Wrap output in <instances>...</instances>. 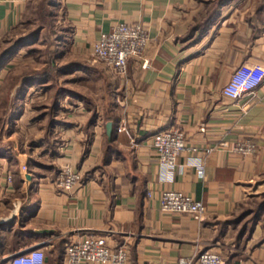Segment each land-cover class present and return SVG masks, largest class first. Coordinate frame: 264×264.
<instances>
[{
  "label": "crops",
  "instance_id": "crops-1",
  "mask_svg": "<svg viewBox=\"0 0 264 264\" xmlns=\"http://www.w3.org/2000/svg\"><path fill=\"white\" fill-rule=\"evenodd\" d=\"M215 1L60 0L49 70L44 58L21 64L40 39L17 36L28 0H0V264L33 248L44 264H66L65 244L89 235L124 244L126 264H178L203 250L224 264H264V84L238 99L222 94L239 64L264 65V2ZM118 22L142 24L147 44L123 75L103 78L96 105L67 88L66 73ZM172 127L195 150L164 179L152 137ZM242 138L253 154L231 149ZM193 156L202 176L187 165ZM64 164L81 175L72 190L55 184ZM164 189L200 200L204 218L162 211Z\"/></svg>",
  "mask_w": 264,
  "mask_h": 264
},
{
  "label": "built area",
  "instance_id": "built-area-1",
  "mask_svg": "<svg viewBox=\"0 0 264 264\" xmlns=\"http://www.w3.org/2000/svg\"><path fill=\"white\" fill-rule=\"evenodd\" d=\"M148 40L146 29L139 22H118L108 31L102 32L93 43L95 58L103 61L116 75H123L127 69V59L140 55ZM264 84V65L259 62H243L231 73L228 82L222 87V94L229 99H238ZM119 130L125 128H118ZM156 158L164 179H171L176 166V157L187 150H195L186 144L184 133L176 127L156 132L152 137ZM228 146L226 141L220 143ZM235 152L249 155L256 150L250 138L236 140L231 146ZM187 165L193 166L199 175L204 174L203 164L198 157H189ZM27 171L25 165L22 166ZM81 175L69 164H64L55 178L57 187L72 190L80 181ZM11 183V175L5 176V184ZM6 187L0 186V198ZM160 209L169 213H185L197 221L204 218L205 205L191 195L179 190L164 189L160 192ZM66 264H126L127 249L124 244L109 246L103 236L89 235L83 239L71 240L65 244ZM45 252L33 248L12 255L8 264H44ZM178 264H224L221 254L213 250H203L194 257H181Z\"/></svg>",
  "mask_w": 264,
  "mask_h": 264
},
{
  "label": "rangeland",
  "instance_id": "rangeland-1",
  "mask_svg": "<svg viewBox=\"0 0 264 264\" xmlns=\"http://www.w3.org/2000/svg\"><path fill=\"white\" fill-rule=\"evenodd\" d=\"M229 1L225 3H228ZM59 2L60 0H28L26 4L22 16L23 22L16 30L18 33L17 36L25 37L28 35L30 36L28 38L29 40L34 39L35 37L40 38L39 40L37 39L36 41L28 43L26 45L27 47L23 49L24 52L27 51L26 48H32L30 50L31 53L27 52L29 59L31 58L32 61H24L21 63L25 64L28 62V68L34 66L41 67V59L43 58L45 59L44 69L47 68L51 70L53 67L50 61L55 52L54 41L55 35H57L58 23H61L59 19L61 14ZM262 2H264V0H240L238 3L241 5H250ZM55 66H57V64ZM78 66H80V68L75 69L76 73H66V76H68L66 79L67 88H75V90L85 95L86 99L90 98L93 104L102 105L103 96L105 95L104 88H102V85L105 82H103V78L109 81L111 80V68L100 59L95 58L93 53L89 55L87 59L81 60V63ZM18 69L25 70L26 67L19 65ZM53 76L54 77L52 80L50 79L49 82L52 84L58 83V74Z\"/></svg>",
  "mask_w": 264,
  "mask_h": 264
},
{
  "label": "water",
  "instance_id": "water-1",
  "mask_svg": "<svg viewBox=\"0 0 264 264\" xmlns=\"http://www.w3.org/2000/svg\"><path fill=\"white\" fill-rule=\"evenodd\" d=\"M106 128H107V132L110 133L111 130H112V124H111V122H108V123L106 124Z\"/></svg>",
  "mask_w": 264,
  "mask_h": 264
},
{
  "label": "trees",
  "instance_id": "trees-1",
  "mask_svg": "<svg viewBox=\"0 0 264 264\" xmlns=\"http://www.w3.org/2000/svg\"><path fill=\"white\" fill-rule=\"evenodd\" d=\"M227 1H229V0H216L215 1V5H217V4H220L221 5L222 3L227 2Z\"/></svg>",
  "mask_w": 264,
  "mask_h": 264
}]
</instances>
